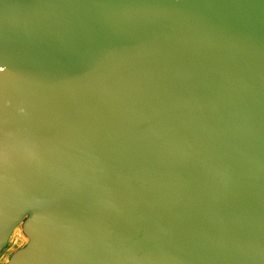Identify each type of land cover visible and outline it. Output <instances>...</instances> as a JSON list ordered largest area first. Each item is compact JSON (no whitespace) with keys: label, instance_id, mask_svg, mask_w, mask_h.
<instances>
[{"label":"water","instance_id":"obj_1","mask_svg":"<svg viewBox=\"0 0 264 264\" xmlns=\"http://www.w3.org/2000/svg\"><path fill=\"white\" fill-rule=\"evenodd\" d=\"M0 264H264V0H0Z\"/></svg>","mask_w":264,"mask_h":264},{"label":"snow or ice","instance_id":"obj_2","mask_svg":"<svg viewBox=\"0 0 264 264\" xmlns=\"http://www.w3.org/2000/svg\"><path fill=\"white\" fill-rule=\"evenodd\" d=\"M0 71H2V69H0Z\"/></svg>","mask_w":264,"mask_h":264}]
</instances>
